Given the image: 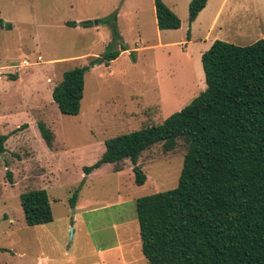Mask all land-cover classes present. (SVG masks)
Here are the masks:
<instances>
[{
	"label": "rangeland",
	"instance_id": "obj_1",
	"mask_svg": "<svg viewBox=\"0 0 264 264\" xmlns=\"http://www.w3.org/2000/svg\"><path fill=\"white\" fill-rule=\"evenodd\" d=\"M164 1L180 28L158 27L154 0H0V20L11 24L0 25V134L9 136L0 154V247L7 248L0 264H37L71 247L108 249L96 250L97 264H149L136 199L178 185L189 143L144 151L142 185L130 159L120 171L114 163L85 167L102 158L107 139L141 128L149 105L167 118L205 91L202 55L215 40L249 45L264 37V0H209L193 23L192 0ZM122 39L127 49L110 65L88 66ZM78 66H88L85 94L80 113L67 115L53 89ZM41 122L55 134L52 146ZM35 189L47 190L54 221L32 227L20 195Z\"/></svg>",
	"mask_w": 264,
	"mask_h": 264
},
{
	"label": "trees",
	"instance_id": "obj_2",
	"mask_svg": "<svg viewBox=\"0 0 264 264\" xmlns=\"http://www.w3.org/2000/svg\"><path fill=\"white\" fill-rule=\"evenodd\" d=\"M208 1H191L190 23ZM154 4L160 29L181 27L180 17L164 0ZM78 24L67 21L68 26ZM0 25L11 27L3 20ZM115 38L119 41L118 34ZM123 43L122 39L119 47L107 49L88 66L110 65L127 49ZM202 63L205 91L167 118L161 117L159 104L149 105L142 127L107 139L102 158L85 170L90 173L103 163H114L115 171H120V163L130 159L136 183L142 185L147 180L138 164L142 153L160 142L173 150L184 138L189 148L178 185L136 199L147 262L264 264V37L249 45L217 39L203 53ZM88 66L66 71L54 87L62 113H80ZM40 130L52 146L53 131L43 122ZM8 138L0 134V154L6 152ZM8 176L13 182L10 171ZM77 196L78 191L70 199L72 207ZM20 199L29 226L54 220L46 189L23 192Z\"/></svg>",
	"mask_w": 264,
	"mask_h": 264
},
{
	"label": "crops",
	"instance_id": "obj_3",
	"mask_svg": "<svg viewBox=\"0 0 264 264\" xmlns=\"http://www.w3.org/2000/svg\"><path fill=\"white\" fill-rule=\"evenodd\" d=\"M217 18H218V14L216 15V20H217ZM249 23H251V22L249 21ZM242 33H244V32H242ZM225 41H227V40H225ZM75 219H76V215L72 220L73 226H75V224H76ZM49 223H51V222H49ZM46 224H48V223H46ZM41 225H43V224H41ZM36 226H38V225H36ZM32 227H34V226H32ZM73 234H76V229H74ZM1 248H4V247H0V250H1ZM6 249L4 248V250H6ZM96 250L97 249L95 248L92 251H85V250L80 251L79 250V252H78L76 247L74 249H73V247H71V248L64 250V252H58L57 255L50 256V258L48 257V258L42 259L37 264H97L98 260L96 258V253H97ZM107 250L108 249L104 248L103 250L99 249L97 251H98V253H105V251H107Z\"/></svg>",
	"mask_w": 264,
	"mask_h": 264
},
{
	"label": "water",
	"instance_id": "obj_4",
	"mask_svg": "<svg viewBox=\"0 0 264 264\" xmlns=\"http://www.w3.org/2000/svg\"><path fill=\"white\" fill-rule=\"evenodd\" d=\"M73 232H74V230H71V236H73Z\"/></svg>",
	"mask_w": 264,
	"mask_h": 264
},
{
	"label": "bare ground",
	"instance_id": "obj_5",
	"mask_svg": "<svg viewBox=\"0 0 264 264\" xmlns=\"http://www.w3.org/2000/svg\"><path fill=\"white\" fill-rule=\"evenodd\" d=\"M233 9V8H232Z\"/></svg>",
	"mask_w": 264,
	"mask_h": 264
},
{
	"label": "built area",
	"instance_id": "obj_6",
	"mask_svg": "<svg viewBox=\"0 0 264 264\" xmlns=\"http://www.w3.org/2000/svg\"><path fill=\"white\" fill-rule=\"evenodd\" d=\"M28 62V61H27Z\"/></svg>",
	"mask_w": 264,
	"mask_h": 264
}]
</instances>
